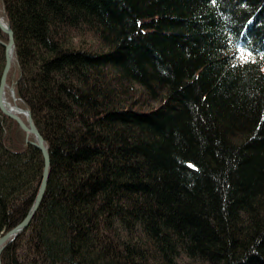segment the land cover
I'll list each match as a JSON object with an SVG mask.
<instances>
[{
	"label": "trees",
	"instance_id": "1",
	"mask_svg": "<svg viewBox=\"0 0 264 264\" xmlns=\"http://www.w3.org/2000/svg\"><path fill=\"white\" fill-rule=\"evenodd\" d=\"M0 12L5 82L49 156L0 264H264V0H0ZM25 139L0 113V235L39 185Z\"/></svg>",
	"mask_w": 264,
	"mask_h": 264
},
{
	"label": "water",
	"instance_id": "2",
	"mask_svg": "<svg viewBox=\"0 0 264 264\" xmlns=\"http://www.w3.org/2000/svg\"><path fill=\"white\" fill-rule=\"evenodd\" d=\"M1 18H0V32L5 36L6 43L3 44L0 42V44L4 48L3 66L0 74V113L5 117L13 120L18 125V127L25 133V136H30L31 141H25V142L31 144L40 152L43 166H42V172H41L37 192L35 194V197L33 199V202L29 210L27 211L24 218L18 224H16L15 226H13L12 228H10L9 230L5 231L0 235V251L3 248L4 244L10 239L14 238L21 230H23L27 226L31 218L33 217L42 199L48 178V169H49V156L47 153V147L45 141L33 126L28 110L26 108H23V110L18 108L19 110H21L20 113H24L25 115V119L22 120L18 116L17 112L14 113L12 111H7L3 109L1 106L4 89L7 87L5 82L6 75L11 66V61L13 59V49H14L13 33L6 22H5L6 26H4L1 23ZM10 93L12 99L15 100L13 95V89L11 88H10Z\"/></svg>",
	"mask_w": 264,
	"mask_h": 264
},
{
	"label": "rangeland",
	"instance_id": "3",
	"mask_svg": "<svg viewBox=\"0 0 264 264\" xmlns=\"http://www.w3.org/2000/svg\"><path fill=\"white\" fill-rule=\"evenodd\" d=\"M1 13V12H0ZM0 17H1V14H0ZM11 70V75H12V78L14 79L16 77V71L14 70V62H13V59L11 61V66H10V69ZM9 72V71H8ZM8 74V73H7ZM7 76V75H6ZM6 88L4 89V92L6 93L5 96L7 98V100L13 104V105H16L17 107H19V109L23 110V107H21V104L15 99L13 100L12 97H11V93H10V88L12 89V85L8 82H6ZM14 95V94H13ZM15 98V97H14ZM23 120V119H22ZM25 135V133H24ZM30 136H25V138H28ZM25 141H31V138L29 140L25 139Z\"/></svg>",
	"mask_w": 264,
	"mask_h": 264
},
{
	"label": "bare ground",
	"instance_id": "4",
	"mask_svg": "<svg viewBox=\"0 0 264 264\" xmlns=\"http://www.w3.org/2000/svg\"><path fill=\"white\" fill-rule=\"evenodd\" d=\"M1 18V17H0ZM1 23L4 25V26H6V24H5V21L1 18ZM5 92L3 93V97H2V102H1V106H2V108L3 109H5V110H7V111H12V112H17V114H18V116L21 118V119H25V115H24V113H20L21 112V110H19L18 108L19 107H17L16 105H13V104H11L8 100H7V98H6V96H5Z\"/></svg>",
	"mask_w": 264,
	"mask_h": 264
},
{
	"label": "snow or ice",
	"instance_id": "5",
	"mask_svg": "<svg viewBox=\"0 0 264 264\" xmlns=\"http://www.w3.org/2000/svg\"><path fill=\"white\" fill-rule=\"evenodd\" d=\"M247 57H245V59H246Z\"/></svg>",
	"mask_w": 264,
	"mask_h": 264
}]
</instances>
